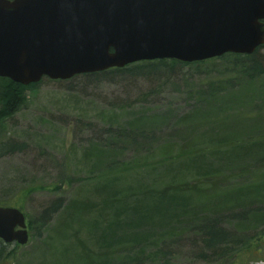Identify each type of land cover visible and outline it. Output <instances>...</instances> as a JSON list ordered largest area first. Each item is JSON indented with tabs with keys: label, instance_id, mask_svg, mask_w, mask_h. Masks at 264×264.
Masks as SVG:
<instances>
[{
	"label": "rangeland",
	"instance_id": "rangeland-1",
	"mask_svg": "<svg viewBox=\"0 0 264 264\" xmlns=\"http://www.w3.org/2000/svg\"><path fill=\"white\" fill-rule=\"evenodd\" d=\"M258 54L264 64V47ZM192 138L195 148L182 153ZM9 142L22 146L4 152ZM66 175L71 186L47 188ZM60 197L68 208L29 227V242L11 244L7 264H264V255L254 259L264 242L256 239L264 232V74L213 58L162 83L44 78L0 119V204L31 219ZM211 225L250 235L255 250L231 254L227 243L212 251Z\"/></svg>",
	"mask_w": 264,
	"mask_h": 264
},
{
	"label": "water",
	"instance_id": "water-1",
	"mask_svg": "<svg viewBox=\"0 0 264 264\" xmlns=\"http://www.w3.org/2000/svg\"><path fill=\"white\" fill-rule=\"evenodd\" d=\"M261 45L264 0H0V77L23 85L142 60L251 54ZM0 238L28 243L20 208L0 206Z\"/></svg>",
	"mask_w": 264,
	"mask_h": 264
},
{
	"label": "trees",
	"instance_id": "trees-1",
	"mask_svg": "<svg viewBox=\"0 0 264 264\" xmlns=\"http://www.w3.org/2000/svg\"><path fill=\"white\" fill-rule=\"evenodd\" d=\"M264 45L261 47L263 48ZM260 48V49H261ZM259 49L254 51L251 54H241V53H226L220 57V59H225L228 61H233L235 65L240 66V71H242L245 75L249 77H254L257 75H262L264 74V64L262 59L260 58L258 54ZM210 60V59H208ZM195 61V62H183L178 59L174 58H164V59H155V60H142L139 62L131 63L128 64L124 67H115V68H110L104 71L100 72H94V73H86L83 75L86 76H102V75H145L147 77H152L155 78L156 80L160 81V83L166 81H170V79L178 72L181 71V69L191 66V65H199L205 61ZM44 79V78H43ZM39 81L38 83H31L29 85H23L21 83H17L7 77H0V119L5 117V116H11L15 112H17L20 108L23 107L26 98H27V92L28 91H33L35 90L42 82V80ZM196 144V143H195ZM194 144V138L190 139V141L183 147L181 150L182 153H185L188 148L189 150H192L195 148ZM22 144L20 143H14V142H9V143H4L2 145V150L4 152H14L17 148H21ZM167 155V154H165ZM249 177H252L251 173L248 175ZM251 179V178H250ZM249 179V180H250ZM74 179L68 175L64 176L61 178V183L60 184H53L51 187H41V188H50L54 192H59L60 190L63 189L64 185L71 186L73 184ZM246 182V180L244 181ZM213 187L216 190H219L221 188V184H214ZM177 187V186H176ZM178 188V187H177ZM174 189L172 186H166L162 192L167 193L169 191H174L178 192V189ZM183 188V187H182ZM185 189V188H184ZM187 190H196V187H190ZM65 199L60 197L55 199L50 206H48L42 214L37 217V218H31L28 219L29 221V227H33L35 223H37L40 228H44L47 223L52 219V217L59 212L61 209H64L66 206ZM78 204V203H75ZM0 205H8L6 204H0ZM16 205V204H15ZM80 207H83V209L88 208L87 205L83 206H77L76 208L79 209ZM65 208V209H67ZM71 208V206H70ZM73 209H69L67 211L71 212ZM69 219L71 216H69ZM206 237L207 239V246H210L209 248L213 249L212 251H215V248L220 250L224 245L227 243H231L230 251L231 254H236L242 253V252H253L255 250L254 248V243L253 239L250 235L246 234H238V235H230L227 232H224L223 230L217 229L216 227L212 226L209 227V229L206 231ZM259 237V236H258ZM256 237V239L262 240L263 237ZM264 241V240H263ZM11 244H8L4 242L0 238V264H7L8 262L11 261L13 258V252L12 250H9V246ZM17 247H19V244H16ZM257 257L254 259H260L264 255V242L261 243L259 246H257ZM129 249L125 247H121L119 249L120 252L127 251ZM110 251L105 250L104 251V257H109ZM219 260H223L222 258V253L218 255Z\"/></svg>",
	"mask_w": 264,
	"mask_h": 264
},
{
	"label": "bare ground",
	"instance_id": "bare-ground-1",
	"mask_svg": "<svg viewBox=\"0 0 264 264\" xmlns=\"http://www.w3.org/2000/svg\"><path fill=\"white\" fill-rule=\"evenodd\" d=\"M263 45H261L260 47H258L257 49H260L261 47H262ZM256 49V50H257ZM57 80H62V79H57ZM0 206H4V205H0ZM25 216H26V218H27V215H26V213H25ZM27 221H28V218H27ZM28 228H29V221H28ZM30 240V239H29ZM29 242V241H28Z\"/></svg>",
	"mask_w": 264,
	"mask_h": 264
}]
</instances>
